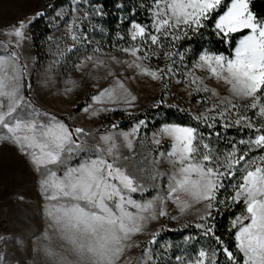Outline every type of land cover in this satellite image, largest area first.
I'll return each mask as SVG.
<instances>
[{
  "label": "snow or ice",
  "instance_id": "6c2138e0",
  "mask_svg": "<svg viewBox=\"0 0 264 264\" xmlns=\"http://www.w3.org/2000/svg\"><path fill=\"white\" fill-rule=\"evenodd\" d=\"M117 10L126 32L112 34L94 23L107 13L91 0H68L59 8L48 3L2 30L9 39L0 41V141L15 146L32 165L49 221L41 236L18 239L13 250L42 253L41 264H167L156 247L166 228L162 218L178 221L195 208V222L181 226L194 227L214 244L185 249L175 264H222L221 255L223 264H264V17L252 11L250 0H132L118 3ZM140 13L146 22L135 18ZM38 18L58 31L64 26L47 38L45 85L55 84L73 59L78 79L70 75L64 81L70 85L64 96L96 81L95 91L84 93L90 102H74L73 107L83 105L78 113L61 117L33 96L32 75L40 62L25 54V45ZM209 29L226 51L185 46ZM108 36L109 47L127 59L103 51ZM161 58L163 65L152 63ZM127 70L133 74L125 75ZM138 77L162 85L154 109L176 95L173 83L184 85L189 102L197 96V111L179 109L190 123H164L151 140L146 131L140 136L146 115L128 130L120 121L101 123L117 112L136 116L138 96L130 85ZM109 79L100 87L99 81ZM209 79L226 86V94L206 83ZM232 128L240 139L227 136ZM164 138L170 144L158 158L141 151L148 143L160 147ZM237 206L242 210L229 219L230 246L216 235L215 215ZM154 223L160 227L152 230ZM142 235L149 238L139 239ZM7 256L0 251V264H25Z\"/></svg>",
  "mask_w": 264,
  "mask_h": 264
},
{
  "label": "rangeland",
  "instance_id": "374dc122",
  "mask_svg": "<svg viewBox=\"0 0 264 264\" xmlns=\"http://www.w3.org/2000/svg\"><path fill=\"white\" fill-rule=\"evenodd\" d=\"M48 1L49 0H0V41L9 39L2 31L6 25L13 23L18 18L31 16V14L38 11ZM67 5L68 3L65 6ZM53 28L54 30L49 36L59 35L60 32L64 30L63 24L60 25L59 31L55 27ZM28 35L31 36L30 29L28 30ZM49 45L50 42L48 39L46 42L41 43L39 47H36L32 39L25 45V54L37 57L40 62L39 65H37L39 71L34 72L32 75L33 96L38 104L59 114L61 117L69 112L78 113L83 105L76 104V106L73 107L74 102L77 100L90 102V99L85 97L84 93L89 90L95 91V89L91 88V85L96 83V81L83 82L81 86L75 89L69 96H64L63 89L66 86L70 87V85H65L64 81L68 79L70 75L78 79L77 74L72 69V63L75 62L73 59L61 70L62 74L57 77L55 84L50 82L45 85V69L48 61L51 59V57L47 55ZM103 51L112 52V54L120 56L122 59L128 58L123 53L117 52L112 48H103ZM152 63L163 65L164 60L162 58L159 61L154 59ZM116 71L119 73L120 69L117 68ZM133 71L134 70H127L124 74L130 76L133 74ZM109 82L110 79L109 81L101 80L99 81V85L100 87H104L107 86ZM206 83L211 87H217L221 95L226 94V86L222 83L218 84L214 79H209ZM130 87L134 94L138 96L137 109L139 111H137L136 114L150 107L154 100L159 99L160 83L150 78L138 77ZM183 88V84L173 83L171 85V90L176 93V95L169 97L167 106L174 104L180 109H188L191 107L193 111H197L196 100L198 97L193 96L189 102L187 93L182 91ZM130 118L131 117L123 112H117L103 117L101 123L120 121V127L123 130H128L132 125L123 127L122 124ZM76 124L84 125L85 127L97 126L96 124L88 125L84 120H77ZM144 133L145 131L142 129L140 136L143 137ZM152 133L147 134L149 140H151ZM169 144L170 141L168 138H164L160 147L148 143L141 151L145 152L149 159L153 157L158 158L160 152H167ZM161 170H163V168H161ZM38 180L39 177L34 172L28 159L23 156L15 146L0 141V251L7 252V259L10 260L14 256L23 258L25 264H41V261L44 259L43 254H38L36 251L25 253L23 249L19 252L13 250L16 240L20 238H32L34 233L36 236H41L48 227L49 221L45 214L46 201L40 192ZM20 197H23V199H20ZM169 210L175 211L171 204L169 205ZM196 214V209L193 208L178 221L162 218V223L166 225L168 229H179L182 227L181 224L183 222H195ZM159 227V223H154L150 226L152 230ZM148 238L149 237L146 235L139 237L141 240H147ZM34 244L35 241L33 240V245ZM135 254L134 251L133 255Z\"/></svg>",
  "mask_w": 264,
  "mask_h": 264
},
{
  "label": "trees",
  "instance_id": "16d2710c",
  "mask_svg": "<svg viewBox=\"0 0 264 264\" xmlns=\"http://www.w3.org/2000/svg\"><path fill=\"white\" fill-rule=\"evenodd\" d=\"M51 2H54L57 8H59L62 5L65 6L68 3V0H49L39 10L43 9L45 5ZM91 2L93 4L102 5L104 12L107 13V15L102 18L98 17L94 21V23L102 25L105 28L106 32H111L112 34H115V32L117 31L126 32L128 25L127 23H120V13L117 10V4L123 2L125 5H128L132 2V0H91ZM250 6L252 11L257 14V16L264 17V0H250ZM125 11H127V9ZM50 15H52V12H49V16ZM135 18L139 22H146L143 13L138 14ZM48 23L49 21L47 18H38L36 22L31 26L30 33L36 47H39L41 43L46 42L48 36L53 32L54 28H49ZM96 39L101 40L102 36L97 35ZM104 39L105 43L103 48H110L109 42L111 40V37H104ZM184 43L185 46H188L190 44L192 48L196 50H199L203 47H209L213 50L219 51L227 50V45L222 43L217 37H215V35L211 33L210 29L206 30L202 36H193L190 41H185ZM161 87L162 85L160 84L159 98L161 96ZM179 109L180 108L170 107L167 105H162L159 109H154L150 106L137 113L135 117H131L124 124H122V126L129 127L130 125H132L136 117L144 118L145 115L147 116V127L146 129H143V131H146L147 134H151L156 129L160 128L164 123H190L189 116L185 112H181ZM201 130L207 132V129L202 128ZM217 131L223 130L218 128ZM247 134L248 133L246 130L242 135L247 136ZM227 136L235 137L236 139L241 138V134L235 128L229 129L227 132ZM224 144L225 141L222 140L220 147L223 148ZM241 210V207L237 206L231 210H224L222 214L215 215L216 235L221 236V238L224 239L225 242H227L230 246L233 245V240L231 239L228 232L229 219L230 217H234ZM189 235L195 236L196 240L186 241L184 238ZM158 239L159 245H157L156 247H159L163 252L162 260L167 261V264H175V256L183 255L185 249L191 251L194 247L198 248L201 245L208 247L209 245L214 244V241L211 238H205L199 232V230L195 229L194 227H181L179 229L165 228L160 232ZM165 244L171 245V247L165 249L163 247ZM220 260L223 264V255L220 256Z\"/></svg>",
  "mask_w": 264,
  "mask_h": 264
}]
</instances>
